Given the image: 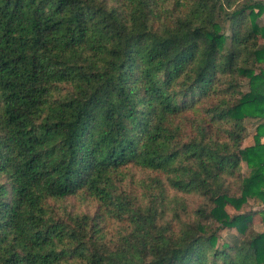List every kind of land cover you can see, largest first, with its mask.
<instances>
[{"label":"trees","instance_id":"trees-1","mask_svg":"<svg viewBox=\"0 0 264 264\" xmlns=\"http://www.w3.org/2000/svg\"><path fill=\"white\" fill-rule=\"evenodd\" d=\"M263 13L0 0V264H264Z\"/></svg>","mask_w":264,"mask_h":264},{"label":"rangeland","instance_id":"rangeland-1","mask_svg":"<svg viewBox=\"0 0 264 264\" xmlns=\"http://www.w3.org/2000/svg\"><path fill=\"white\" fill-rule=\"evenodd\" d=\"M264 18V13L260 18V21L264 22L263 20ZM264 87V83L263 86ZM264 92V89H262ZM245 126L247 128V132H248V136L246 137L243 146H252L254 144V135H255V129L257 126V121L256 120H245ZM263 140V139H262ZM240 173L242 175V178L245 176H249L250 174V170L246 167V166H242L240 168ZM93 204V203H91ZM83 208V207H82ZM250 211H257V210H261L264 209V204L260 203L259 201H251L249 202V208ZM226 210L228 211V213L230 214H235L237 213L235 210H233L231 207L227 206ZM253 223H254V230L256 233H261L264 230V225L261 222V214H257L253 216ZM235 235L234 231H228V230H224L222 232H220V237L222 239V241H230L233 236Z\"/></svg>","mask_w":264,"mask_h":264},{"label":"crops","instance_id":"crops-1","mask_svg":"<svg viewBox=\"0 0 264 264\" xmlns=\"http://www.w3.org/2000/svg\"><path fill=\"white\" fill-rule=\"evenodd\" d=\"M263 20H264V18H263ZM261 23H264V22L262 21Z\"/></svg>","mask_w":264,"mask_h":264}]
</instances>
